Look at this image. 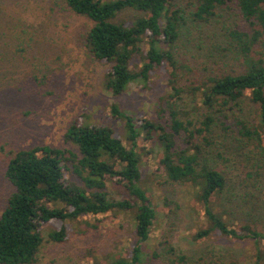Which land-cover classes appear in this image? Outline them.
<instances>
[{
	"label": "trees",
	"instance_id": "1",
	"mask_svg": "<svg viewBox=\"0 0 264 264\" xmlns=\"http://www.w3.org/2000/svg\"><path fill=\"white\" fill-rule=\"evenodd\" d=\"M60 1L91 22L84 43L106 65L101 83L105 92L120 96L131 84L146 83L157 70L166 69L170 91L161 113L167 112L169 122L136 118L113 103L110 117L120 123L130 147L108 126L74 122L63 141L76 151L36 145L10 152L4 177L12 191L0 214V264H34L45 239L67 240V222L110 212L132 213L135 238L130 259L111 264H143L142 243L149 239L156 213L141 187L138 139L153 143L163 176L191 188L203 205L206 223L192 240L221 237L252 244L243 260L224 262L212 256L213 251L189 260L166 240L161 264H264V231L252 223L232 222L216 206L230 181L220 170L226 159L215 151L221 148L236 160H243L242 155L253 160L264 185V0ZM222 8L235 11L244 25L225 28L223 35L224 50L237 59L236 69L180 86L181 64L174 49L181 32L190 23L208 22ZM125 13L137 16L120 20ZM182 94L203 110H196L199 116L194 121L177 106ZM245 98L251 104L250 114L242 106ZM53 222L58 226L45 238L42 227Z\"/></svg>",
	"mask_w": 264,
	"mask_h": 264
},
{
	"label": "rangeland",
	"instance_id": "2",
	"mask_svg": "<svg viewBox=\"0 0 264 264\" xmlns=\"http://www.w3.org/2000/svg\"><path fill=\"white\" fill-rule=\"evenodd\" d=\"M136 16L125 13L120 20ZM235 24L244 27L235 11L222 8L208 22L185 27L174 49L181 64L180 86L236 69L237 59L224 50L223 43L225 28ZM90 25L87 18L72 13L60 0H0V214L12 191L4 177L10 152L36 145L76 151L63 141L68 125L74 122L108 126L130 147L120 123L110 117L113 103L136 118L163 125L169 122L167 112L161 113L170 91L166 69L157 70L146 83L131 84L120 96L110 95L101 85L105 63L85 48ZM176 103L188 114L185 118L193 121L199 116L196 110L203 112L188 95L182 94ZM242 106L245 114H250L247 98ZM182 141V137L177 139L179 148L184 146ZM135 149L141 158V187L156 213L149 239L142 243L143 264L164 261L166 240L189 260L209 251L224 262L243 260L250 254L249 242L239 245L221 237L192 240L206 223L203 205L191 188L163 176L153 143L138 139ZM215 151L226 159L221 160L220 170L230 181L216 206L232 222L252 223L264 231V185L254 161L243 155V160H236L221 148ZM57 226L55 222L44 225V237ZM67 227V240L56 243L45 239L34 264H111L131 257L135 241L131 212L86 216L67 222Z\"/></svg>",
	"mask_w": 264,
	"mask_h": 264
}]
</instances>
